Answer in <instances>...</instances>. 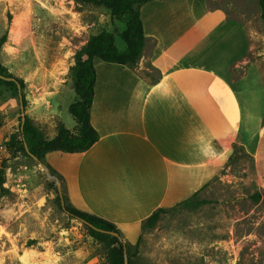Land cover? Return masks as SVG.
Here are the masks:
<instances>
[{
    "label": "crops",
    "instance_id": "0c3cea01",
    "mask_svg": "<svg viewBox=\"0 0 264 264\" xmlns=\"http://www.w3.org/2000/svg\"><path fill=\"white\" fill-rule=\"evenodd\" d=\"M220 1L145 4L147 41L138 65L94 60L91 124L99 142L83 153L54 152L57 163L46 156L71 203L116 224L131 244L153 212L190 199L212 180L235 145L253 158L264 189L262 74L250 67L229 79L247 50L238 49L242 25L216 7ZM151 70L157 81L146 74ZM56 134L55 125L48 139Z\"/></svg>",
    "mask_w": 264,
    "mask_h": 264
},
{
    "label": "rangeland",
    "instance_id": "374dc122",
    "mask_svg": "<svg viewBox=\"0 0 264 264\" xmlns=\"http://www.w3.org/2000/svg\"><path fill=\"white\" fill-rule=\"evenodd\" d=\"M216 7L224 8L230 19L234 12L243 27L237 32L238 49L247 51L229 79L237 81L254 67L264 84V24L258 0H224ZM124 29L125 19L113 20L109 10L76 0H0V38L7 35L0 63L24 81L25 115L46 138L52 126L76 123L68 111L79 101L70 73L76 53L101 31L115 34L123 49L118 34ZM146 74L154 81L159 78L153 70ZM21 118L19 94L0 83V171L4 169L10 191L0 199V264H109L107 247L63 211L56 182L42 166L7 150ZM47 161L61 160L51 153ZM64 189L61 183L66 195ZM256 194L258 199L253 198ZM193 200L206 204L164 208L167 212L156 227L142 234L134 264H264V189L243 147H233Z\"/></svg>",
    "mask_w": 264,
    "mask_h": 264
},
{
    "label": "trees",
    "instance_id": "16d2710c",
    "mask_svg": "<svg viewBox=\"0 0 264 264\" xmlns=\"http://www.w3.org/2000/svg\"><path fill=\"white\" fill-rule=\"evenodd\" d=\"M78 3L89 4L95 7H103L110 11L113 20L125 19V29L118 36L124 43V49L117 46L116 35L101 31L91 36L85 46L75 55V64L70 68L73 89L79 95L80 100L68 107L69 113L76 122L73 130L68 129L63 123L57 125V134L54 138H46L33 121L26 116L23 128L22 120L19 131L10 137L6 148L12 156L23 153L25 156L36 159L38 163L46 164L48 170L60 182L64 184L63 177L45 161L46 156L54 152L76 154L89 151L100 140V135L91 124V109L95 96L96 70L94 60L99 59L110 64H117L134 68L142 59L147 37L141 18V8L152 1L162 0H76ZM260 17L264 24V0H258ZM7 35L0 38V48L6 43ZM11 79V80H5ZM0 83L11 91L19 94V88L25 89L22 79L15 77L0 63ZM22 104L27 106V100L22 93ZM28 151H27V149ZM54 186V184H53ZM65 190V189H64ZM6 184L4 169L0 171V199L9 194ZM66 192V191H65ZM57 202L65 213L74 219L83 221L89 235L97 242L104 244L108 249L109 264H125V251L128 264H134L133 258L139 253V244L145 230L154 229L161 215L167 210L159 208L153 212L143 223L141 234L136 244L126 241L122 232L113 222L95 214L84 212L76 208L70 201L67 193L60 195L55 189ZM197 192L190 198L180 203L184 208L197 209L206 204V201L194 202ZM255 199L259 195H254ZM64 204V205H63ZM115 234L116 236H113Z\"/></svg>",
    "mask_w": 264,
    "mask_h": 264
},
{
    "label": "water",
    "instance_id": "95a60500",
    "mask_svg": "<svg viewBox=\"0 0 264 264\" xmlns=\"http://www.w3.org/2000/svg\"><path fill=\"white\" fill-rule=\"evenodd\" d=\"M1 78H3V77H1ZM3 79H5V80H11V79H6V78H3ZM19 97H20V100H21V110H22V118H21V120H22V127L21 128H23V126H24V123H25V121H26V115H25V110H24V106H23V104H22V99H23V97H22V90L19 88ZM26 149H27V147H26ZM27 151H28V149H27ZM35 161H37L36 159H35ZM41 166H42V168H43V170H44V172H45V174H46V176H47V178L49 179V180H52V181H55L56 182V185H57V188H58V191H59V193H60V195L62 194V191H61V183L54 177V176H52L51 174H50V172H49V170H48V168L46 167V165H44V164H42V163H39ZM64 205V204H63ZM82 223H84L83 221H81ZM113 236H116L115 234H113ZM124 255H125V264H128V259H127V254H126V251H125V253H124Z\"/></svg>",
    "mask_w": 264,
    "mask_h": 264
}]
</instances>
